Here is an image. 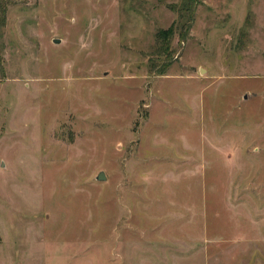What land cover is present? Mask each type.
Returning a JSON list of instances; mask_svg holds the SVG:
<instances>
[{
	"label": "rangeland",
	"instance_id": "rangeland-1",
	"mask_svg": "<svg viewBox=\"0 0 264 264\" xmlns=\"http://www.w3.org/2000/svg\"><path fill=\"white\" fill-rule=\"evenodd\" d=\"M0 264H264V0H0Z\"/></svg>",
	"mask_w": 264,
	"mask_h": 264
},
{
	"label": "trees",
	"instance_id": "trees-1",
	"mask_svg": "<svg viewBox=\"0 0 264 264\" xmlns=\"http://www.w3.org/2000/svg\"><path fill=\"white\" fill-rule=\"evenodd\" d=\"M185 13L187 14L188 18L183 24L181 22L184 21ZM194 14L195 10L192 9L190 11H179L178 20L176 22H173L170 28L158 30V32L156 33V40L159 44V47L164 49L165 51H168L171 47V42L173 40L172 38L176 33H179L180 39L186 40L188 32L193 25Z\"/></svg>",
	"mask_w": 264,
	"mask_h": 264
},
{
	"label": "water",
	"instance_id": "water-1",
	"mask_svg": "<svg viewBox=\"0 0 264 264\" xmlns=\"http://www.w3.org/2000/svg\"><path fill=\"white\" fill-rule=\"evenodd\" d=\"M57 43H59L58 41H56ZM97 180H100V181H104L105 180V176L103 174V172H101L98 177H97Z\"/></svg>",
	"mask_w": 264,
	"mask_h": 264
}]
</instances>
